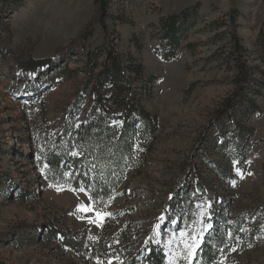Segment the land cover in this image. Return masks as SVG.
<instances>
[{"label": "rangeland", "instance_id": "obj_1", "mask_svg": "<svg viewBox=\"0 0 264 264\" xmlns=\"http://www.w3.org/2000/svg\"><path fill=\"white\" fill-rule=\"evenodd\" d=\"M105 1V15L95 0L0 1V264H145L151 245L168 264L211 249L212 264H264V0ZM186 9L165 59L160 20ZM111 49L144 67L133 89L160 129L98 209L47 181L42 152L71 104L87 112L89 58ZM105 225V261L47 237L99 242Z\"/></svg>", "mask_w": 264, "mask_h": 264}, {"label": "trees", "instance_id": "obj_2", "mask_svg": "<svg viewBox=\"0 0 264 264\" xmlns=\"http://www.w3.org/2000/svg\"><path fill=\"white\" fill-rule=\"evenodd\" d=\"M95 3L101 5L105 15L106 1L95 0ZM187 9L160 20L162 42L169 48L162 54L165 59L175 58L176 49L186 37L183 29L192 20ZM102 54L105 56L102 64L98 59L89 58L92 68L85 89L90 98L87 112H82L79 100L71 104L59 130L44 140L42 152L47 181L52 185L66 184L75 190L83 188L91 194L98 209L107 208L130 170L139 171L148 164L160 129L158 117L140 105L133 89V83L143 79L144 67L125 65L124 56L112 49ZM108 231L109 225H105L99 242H87L86 233L75 237L56 228L47 237L62 238L67 248L86 251L92 257L101 255L99 259L105 261L111 249L105 238ZM212 256H215L212 249L204 251L200 264H212ZM144 261L145 264H168L156 245L149 246Z\"/></svg>", "mask_w": 264, "mask_h": 264}, {"label": "snow or ice", "instance_id": "obj_3", "mask_svg": "<svg viewBox=\"0 0 264 264\" xmlns=\"http://www.w3.org/2000/svg\"><path fill=\"white\" fill-rule=\"evenodd\" d=\"M58 190H59V189H58ZM81 210L89 211L90 209H87V208H84L83 206H81Z\"/></svg>", "mask_w": 264, "mask_h": 264}]
</instances>
